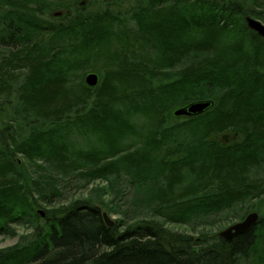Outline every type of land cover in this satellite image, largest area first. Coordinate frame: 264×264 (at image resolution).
<instances>
[{
	"label": "trees",
	"instance_id": "trees-1",
	"mask_svg": "<svg viewBox=\"0 0 264 264\" xmlns=\"http://www.w3.org/2000/svg\"><path fill=\"white\" fill-rule=\"evenodd\" d=\"M248 18L264 24V0H0V235L31 229L0 264H264V217L232 243L166 226L264 202Z\"/></svg>",
	"mask_w": 264,
	"mask_h": 264
},
{
	"label": "rangeland",
	"instance_id": "rangeland-1",
	"mask_svg": "<svg viewBox=\"0 0 264 264\" xmlns=\"http://www.w3.org/2000/svg\"><path fill=\"white\" fill-rule=\"evenodd\" d=\"M2 121L3 122L6 121V112L4 108L0 106V123H2ZM258 176H264V170L259 172ZM104 185L105 183L103 181H96L93 184H91L89 189L79 194H75L74 192L71 193L69 198L70 199L72 198L73 201L77 199H87L91 193H93L94 191H96V189H99L101 186ZM43 206L44 207H42L40 210L45 212L47 207L45 205ZM55 206L58 207L59 205L56 203ZM104 212H106L114 222L119 219L118 216L112 213H109L107 211ZM253 212L258 213L260 217H264V202L262 204H258L256 207L254 206L249 212V214ZM238 222H240V220L232 216L230 212H224L218 216L213 217V219H210L209 223L206 225L192 227L189 225L167 224L166 226L175 232L186 233L199 239L200 237H202L203 234H207L209 236L218 235L221 231L227 229L228 227ZM14 230L16 232L13 236L0 235V250H5L17 245L18 243H20L23 237H26L31 233V229L23 226H14ZM243 264H247V263H243Z\"/></svg>",
	"mask_w": 264,
	"mask_h": 264
},
{
	"label": "water",
	"instance_id": "water-1",
	"mask_svg": "<svg viewBox=\"0 0 264 264\" xmlns=\"http://www.w3.org/2000/svg\"><path fill=\"white\" fill-rule=\"evenodd\" d=\"M83 3H87L86 1H82L81 5H85ZM66 14L65 11L59 10L56 12L52 13V17H62ZM248 26L256 31L259 35L264 37V24L261 23L258 20L248 18L247 19ZM99 75L96 73H89L85 77V83L89 87H96L99 84ZM212 105V102L207 101V102H198V103H193L188 105L187 107L177 109L174 112V115L176 117H181V116H187V117H192L196 115L203 114L206 110L210 108ZM38 213L44 217L45 212L39 210ZM103 218L108 226H113L115 222L109 217V215L104 212L103 213ZM260 215L256 212L248 214L244 220L228 227L227 229L221 231L218 236L227 241L228 243L234 242L238 237L245 235L246 233L252 231L259 222Z\"/></svg>",
	"mask_w": 264,
	"mask_h": 264
}]
</instances>
